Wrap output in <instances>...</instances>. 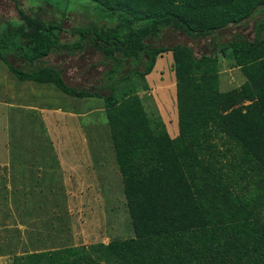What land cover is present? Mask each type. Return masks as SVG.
Wrapping results in <instances>:
<instances>
[{"label":"trees","instance_id":"16d2710c","mask_svg":"<svg viewBox=\"0 0 264 264\" xmlns=\"http://www.w3.org/2000/svg\"><path fill=\"white\" fill-rule=\"evenodd\" d=\"M81 1L62 0L59 8L25 0L19 17L0 21V61L21 80L103 100L108 144L92 141L94 157L110 165L113 159L130 219L122 230L133 234L26 252L14 264H264V0ZM251 19L252 36L219 40V31ZM167 31L210 37L214 54L198 56L182 42L164 45ZM89 47L108 66L107 95L102 87L70 85L65 68L45 63L52 54ZM219 51L243 70L241 86L222 90ZM169 53L179 120L174 137L150 117L139 93L150 90L147 76ZM85 109L80 113L92 111Z\"/></svg>","mask_w":264,"mask_h":264},{"label":"rangeland","instance_id":"374dc122","mask_svg":"<svg viewBox=\"0 0 264 264\" xmlns=\"http://www.w3.org/2000/svg\"><path fill=\"white\" fill-rule=\"evenodd\" d=\"M34 1L40 4L27 0L30 5ZM39 1L59 8L62 4V0ZM25 5V0H0V21L19 17L18 8ZM43 17L52 19L54 15L43 13ZM255 23L256 19H251L221 30L219 40H230L236 32L250 37ZM3 26L0 24L1 30ZM210 39L167 31L160 42L188 44L200 56L214 54ZM217 55L222 90L241 86L246 81L243 70L233 67V59L220 51ZM99 56L89 47L74 55L52 54L45 63L65 68L63 75L70 85L90 91L102 87L100 92L107 95L110 87L103 86L108 66L99 62ZM227 56L232 57L230 53ZM15 60L17 65L23 64L21 59ZM173 63L172 53L160 57L147 76L150 90L139 88V93L150 117L165 123L174 137L179 133V120ZM133 78L132 82L138 81ZM59 91L17 78L0 61V264H14V257L26 252L108 242L111 235L133 234L130 229L122 230L130 219L113 159L110 165L94 157L92 141L108 144L103 100L74 98ZM84 109L92 111L80 113ZM218 149L222 152L224 144ZM45 184L50 190L42 191Z\"/></svg>","mask_w":264,"mask_h":264}]
</instances>
